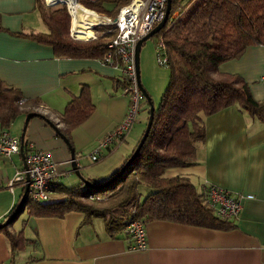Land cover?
Masks as SVG:
<instances>
[{
	"label": "crops",
	"instance_id": "crops-1",
	"mask_svg": "<svg viewBox=\"0 0 264 264\" xmlns=\"http://www.w3.org/2000/svg\"><path fill=\"white\" fill-rule=\"evenodd\" d=\"M38 1L0 0V79L20 90L23 98H28V107L57 126L62 125L65 104L88 85L94 110L70 132L69 141L83 177L108 178L132 151L131 138L126 146L101 149L92 162L108 154L113 158L98 170L83 160L126 114L129 95L122 92L121 70L116 63L104 64L96 58L57 57L52 47L23 35L47 31ZM104 7L108 12H100L102 15L117 12L112 2ZM263 69L264 45L255 44L247 46L238 58L220 63L214 76H239L252 97L264 102ZM24 119L25 115H19L7 130L20 136ZM203 121L205 136L197 144V163L166 169L163 176H187L201 192L206 184H214L233 193L252 194L253 198L242 201L238 217L229 219L233 228L152 220L144 223L147 247L138 250L131 248L134 242L124 231L110 237L102 218L84 223V215L78 211L60 218L27 215L17 230L23 229L29 240L12 260L8 241L0 232V264H264V122L236 105L204 116ZM139 126L132 130L136 136ZM24 140L47 150L55 163L52 199L64 196L56 189L58 184H84L72 171L67 144L45 119L30 118ZM23 165L20 153L0 156V222L23 193V184H16L13 193L6 188L7 180ZM9 230L17 231L12 225Z\"/></svg>",
	"mask_w": 264,
	"mask_h": 264
},
{
	"label": "trees",
	"instance_id": "trees-1",
	"mask_svg": "<svg viewBox=\"0 0 264 264\" xmlns=\"http://www.w3.org/2000/svg\"><path fill=\"white\" fill-rule=\"evenodd\" d=\"M128 1L79 2L104 13L108 12L105 3L112 2L120 7ZM186 1L171 0L167 23L153 36H163L169 74L166 87L157 105H154L150 131L137 155L118 178L101 187L92 188L85 184L65 187L58 184L56 189L64 194L62 198L40 202L32 200L26 193L17 209L21 195L1 220L16 211L15 219L0 228L8 241L11 260L12 255L23 250L29 240L23 229L16 232L9 230L24 210L29 217L59 218L67 212L78 211L83 213L84 223L102 218L110 237L122 233L132 220L144 223L167 220L222 230L235 226L233 222L214 214L203 198V191L197 190L187 176L164 177L163 174L169 168H183L197 163V144L205 136L204 116L236 105L251 117L264 122V102L252 97L247 84L239 76H214L220 63L238 58L247 46L264 45V0H198L184 17L170 23L171 14ZM37 9L47 31L23 35L52 47L55 56L100 59L106 53V44L112 38L110 34L83 42L70 38L69 14L64 4L47 7L41 0ZM114 62L120 65L117 58ZM20 99H23L21 104ZM27 101L28 98H23L20 90L0 79L1 129H8L19 115L35 112L27 106ZM94 107L90 88L83 85L79 94L65 104L60 115L62 125L52 123L69 141L70 132L90 117ZM147 118L148 115L146 121ZM25 143L24 140V153ZM136 144L107 180L120 170ZM139 186L151 190L141 200ZM90 194L102 198L90 200Z\"/></svg>",
	"mask_w": 264,
	"mask_h": 264
},
{
	"label": "built area",
	"instance_id": "built-area-1",
	"mask_svg": "<svg viewBox=\"0 0 264 264\" xmlns=\"http://www.w3.org/2000/svg\"><path fill=\"white\" fill-rule=\"evenodd\" d=\"M167 0H129L120 6L113 16H105L94 9L84 7L88 13L94 14L87 20L74 23V17L67 5L69 14L68 34L73 40H96L102 34H110L112 38L107 42V51L99 60L104 64H115V58L120 63L122 73V92L129 95L126 114L112 130H110L89 153V158L96 161L101 149H109L123 143L138 114V103L144 98L136 85L134 66V47L137 41L146 35L164 17ZM46 5L54 4V0H44ZM65 3V2H64ZM186 14L183 6L178 7L170 16V23ZM169 18V17H168ZM79 25V26H77ZM90 30L91 36L83 38L79 31ZM155 57L158 65H168L166 44L162 35L154 38ZM264 83V69L261 75ZM23 99H20V104ZM21 140L7 129H0V156L11 157L20 153ZM24 161L27 170L20 169L6 182V188L13 193L16 184L25 185L28 176V196L32 200L45 202L51 199L53 178L56 176V166L47 150L38 148L31 141L25 143ZM97 194H90L88 199L100 200ZM203 198L221 219L237 218L242 201L253 198L252 194L233 193L214 184H206ZM134 244L131 248L143 250L147 247L146 232L142 220H132L123 230Z\"/></svg>",
	"mask_w": 264,
	"mask_h": 264
},
{
	"label": "rangeland",
	"instance_id": "rangeland-1",
	"mask_svg": "<svg viewBox=\"0 0 264 264\" xmlns=\"http://www.w3.org/2000/svg\"><path fill=\"white\" fill-rule=\"evenodd\" d=\"M43 4L47 7L49 6H55L58 4H64L65 8L67 10V4L63 3V2H56L54 4H50V5H46L44 0ZM80 0H77L78 4H80L81 6H84L83 4H81L79 2ZM198 0H188L183 4V8H185L186 13L191 9V7L197 2ZM86 8H90L87 6H84ZM85 9V8H84ZM118 7L116 8L117 11ZM98 12V11H97ZM100 13V12H99ZM186 15V14H185ZM184 15V16H185ZM183 16V17H184ZM70 20V18H69ZM167 23V22H166ZM166 25V24H165ZM83 42V41H82ZM154 38L151 37L148 40H146L143 44V46H141L140 48V52H139V74H140V80L141 83L143 85V87L145 88L146 92L148 93V95L150 96L153 105H157L160 96L162 94V92L164 91L167 81H168V69L166 66H161L158 65L156 62V57H155V48H154ZM142 49V51H141ZM148 110H149V105L146 101L145 98L141 99L138 103V114L136 116V119L133 123V126L131 127V129L129 130L127 137L125 139V141L123 142L122 146H126L127 140L129 138L132 139L133 141V145L135 143V141L137 140V137L139 139L140 135L143 133L144 129H145V125H146V116L148 115ZM140 124L141 126H139V131L137 132V136L136 134H134L135 131H132L136 125ZM11 129V128H10ZM131 132V133H130ZM133 132V133H132ZM14 133V132H11ZM140 134V135H139ZM20 137V136H19ZM27 142V141H26ZM122 144V143H121ZM130 144V143H129ZM136 144V143H135ZM24 145V144H23ZM131 147H134V146ZM119 146H117L118 148ZM117 148H115L112 152H114ZM133 149V148H132ZM24 152V150H23ZM110 154L106 155L105 157L101 158L100 160H98L97 162H92V160L90 158H87L84 161V163L86 164H91L93 163L94 166L97 168V170L100 167H103L105 165H107V163L113 158L111 156H109ZM87 156L89 157V153L87 154ZM95 167L93 169H95ZM111 173V172H110ZM113 173V172H112ZM87 177V176H86ZM85 179H90L93 182H96L97 184H103L107 181L108 178H103V179H98V181L94 180L96 178L94 177H90V178H86ZM151 191L150 189L144 187V186H139L138 187V193H139V198L140 200L149 192ZM53 197V196H52ZM51 197V199H52ZM56 197V196H54ZM50 199V200H51ZM27 216L26 211H23L20 215L19 218L12 223V229H19L21 227V223L22 220ZM238 217V216H237ZM229 220V219H227ZM230 221V220H229ZM18 231V230H17Z\"/></svg>",
	"mask_w": 264,
	"mask_h": 264
},
{
	"label": "water",
	"instance_id": "water-1",
	"mask_svg": "<svg viewBox=\"0 0 264 264\" xmlns=\"http://www.w3.org/2000/svg\"><path fill=\"white\" fill-rule=\"evenodd\" d=\"M58 2H63V1H58ZM170 9H171V0H167L166 1L165 14H164L163 19L158 24H156L146 35H144L142 38H140L137 41V43L135 44V47H134V66H135L136 85H137L139 91L142 93V95L146 99V101H147V103L149 105V110H148V118H147V121H146L145 129H144V131L142 133V136L138 140L133 152L128 157V159L126 160V162L123 164V166L120 168L119 171H117L109 180H107L103 184H93L89 180L85 179L79 172V169H80V166L78 164L79 162H78V159L74 155V150H73L71 144L69 143L68 139L62 133H60V131L58 130L57 126H55L51 121H48L50 126L56 132V134L59 135L64 140V142L67 144V146H68V148L70 150V165H71L72 171H74L76 174H78L79 177L81 178L82 182L88 187H92V188L101 187L103 185L111 183L116 178H118L125 171L126 167L132 162V160L137 155L138 151L140 150L141 146L143 145V143L145 142V140H146V138L148 136V133L150 131V128H151V125H152V121H153L154 105H153V102H152L150 96L146 92V90L143 87V85L141 83V80H140V74H139V52H140L141 45L146 40H148L149 38L153 37L156 33H158L165 26V24H166V22L168 20V17H169ZM32 117H40L42 119H46V117L43 114L38 113V112H29L25 116L24 124H23L22 131H21V134H20V140H21L20 154H21L22 158H24L23 144H24L25 130H26L28 121ZM23 167H24L25 170H27L28 166L25 163V161H24ZM25 181L26 182H25V185H24L23 193H22L20 202H19V204L17 206V209L21 206L22 201H23V199H24V197H25V195L27 193V189H28V176H27V173H26V176H25ZM15 214H16V211L10 217H8L4 221L0 222V228L9 225L15 219L14 218Z\"/></svg>",
	"mask_w": 264,
	"mask_h": 264
},
{
	"label": "bare ground",
	"instance_id": "bare-ground-1",
	"mask_svg": "<svg viewBox=\"0 0 264 264\" xmlns=\"http://www.w3.org/2000/svg\"><path fill=\"white\" fill-rule=\"evenodd\" d=\"M48 1H51V0H48ZM56 1H63L68 5L71 14L74 17L75 24L79 23V21L81 20H87L88 18L92 19L91 17L95 16L94 14L88 13L87 10L84 9L83 6L78 4L77 0H54V2ZM79 32L83 33V38L91 36L90 30H84V31H79Z\"/></svg>",
	"mask_w": 264,
	"mask_h": 264
}]
</instances>
